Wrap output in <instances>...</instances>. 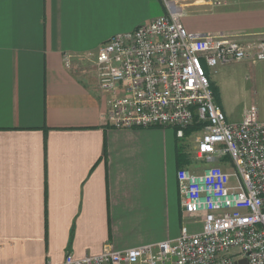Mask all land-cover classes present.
Returning a JSON list of instances; mask_svg holds the SVG:
<instances>
[{
    "label": "crops",
    "instance_id": "1",
    "mask_svg": "<svg viewBox=\"0 0 264 264\" xmlns=\"http://www.w3.org/2000/svg\"><path fill=\"white\" fill-rule=\"evenodd\" d=\"M172 1L190 32L264 37V0ZM164 13L162 0H0V264L179 234L176 173L192 164L181 141L171 127H111L91 62L102 42ZM220 67L209 73L215 86Z\"/></svg>",
    "mask_w": 264,
    "mask_h": 264
},
{
    "label": "built area",
    "instance_id": "2",
    "mask_svg": "<svg viewBox=\"0 0 264 264\" xmlns=\"http://www.w3.org/2000/svg\"><path fill=\"white\" fill-rule=\"evenodd\" d=\"M162 1L166 13L102 42L91 62L111 127H171L182 147L194 134L195 162L176 173L179 234L46 264H264V122L255 105L229 121L209 76L219 66L264 61V40L190 32L179 5Z\"/></svg>",
    "mask_w": 264,
    "mask_h": 264
},
{
    "label": "rangeland",
    "instance_id": "3",
    "mask_svg": "<svg viewBox=\"0 0 264 264\" xmlns=\"http://www.w3.org/2000/svg\"><path fill=\"white\" fill-rule=\"evenodd\" d=\"M252 1L247 0L244 6L252 5ZM259 40H264V37ZM244 62L246 63H231L220 67V71L213 75L218 82V87L211 83L213 96L217 102H220V96L224 105L229 106L232 115L230 113L231 117H227L228 120H241L242 108L255 105L258 108V119L264 122V75H260L258 80L253 77L255 70L261 69L264 71L263 67H261L264 65V61ZM193 135L190 140L193 139ZM190 140H187L182 149L189 163L193 164L195 162V154L192 151ZM187 222L189 224V221ZM190 226L194 230H199L200 228V225L193 223V221H190Z\"/></svg>",
    "mask_w": 264,
    "mask_h": 264
},
{
    "label": "trees",
    "instance_id": "4",
    "mask_svg": "<svg viewBox=\"0 0 264 264\" xmlns=\"http://www.w3.org/2000/svg\"><path fill=\"white\" fill-rule=\"evenodd\" d=\"M210 86H211V89H212V84H210ZM212 92H213V89H212ZM197 128H198V127H197L196 125H193V126L190 127V130L197 129ZM190 130H187L186 133H187V134L190 133ZM179 155L181 156V159H182L183 161L187 160V157H186V155H185V153H184V151H183L182 148H181V150H180V152H179Z\"/></svg>",
    "mask_w": 264,
    "mask_h": 264
},
{
    "label": "water",
    "instance_id": "5",
    "mask_svg": "<svg viewBox=\"0 0 264 264\" xmlns=\"http://www.w3.org/2000/svg\"><path fill=\"white\" fill-rule=\"evenodd\" d=\"M240 264H247V260H245V259L241 260Z\"/></svg>",
    "mask_w": 264,
    "mask_h": 264
}]
</instances>
